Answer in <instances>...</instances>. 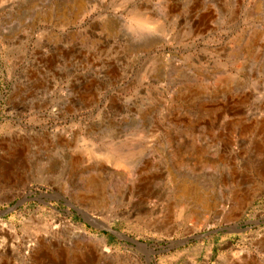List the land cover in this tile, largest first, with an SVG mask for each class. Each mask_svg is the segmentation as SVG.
<instances>
[{"label":"rangeland","instance_id":"374dc122","mask_svg":"<svg viewBox=\"0 0 264 264\" xmlns=\"http://www.w3.org/2000/svg\"><path fill=\"white\" fill-rule=\"evenodd\" d=\"M0 212V264H264V0H0Z\"/></svg>","mask_w":264,"mask_h":264},{"label":"water","instance_id":"95a60500","mask_svg":"<svg viewBox=\"0 0 264 264\" xmlns=\"http://www.w3.org/2000/svg\"><path fill=\"white\" fill-rule=\"evenodd\" d=\"M0 214H2V213L0 212ZM111 233H113L114 235H116L117 237H119V235L117 233H115L113 231H111ZM129 241H131V240H129Z\"/></svg>","mask_w":264,"mask_h":264}]
</instances>
